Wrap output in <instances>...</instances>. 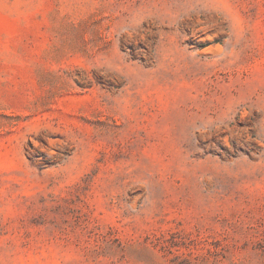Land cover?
Returning a JSON list of instances; mask_svg holds the SVG:
<instances>
[{
	"label": "rangeland",
	"instance_id": "obj_1",
	"mask_svg": "<svg viewBox=\"0 0 264 264\" xmlns=\"http://www.w3.org/2000/svg\"><path fill=\"white\" fill-rule=\"evenodd\" d=\"M0 264H264V0H0Z\"/></svg>",
	"mask_w": 264,
	"mask_h": 264
}]
</instances>
